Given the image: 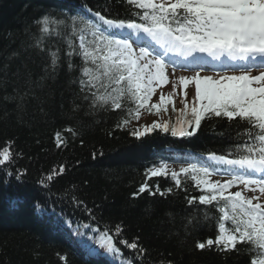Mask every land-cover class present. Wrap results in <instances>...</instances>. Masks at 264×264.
I'll return each instance as SVG.
<instances>
[{
    "label": "trees",
    "instance_id": "obj_1",
    "mask_svg": "<svg viewBox=\"0 0 264 264\" xmlns=\"http://www.w3.org/2000/svg\"><path fill=\"white\" fill-rule=\"evenodd\" d=\"M81 7L106 18L142 11L126 0H0V151L7 146L15 156L12 165L0 167V264H130L135 250L117 241L137 237L147 250L146 255L136 254L138 264H250L247 245L238 244L239 252L196 248L198 240L214 238L218 232L214 219L203 221L204 211L218 213L198 202L187 204L188 198L201 194L190 176H180L177 188L171 177L149 178L147 173L158 161L170 160L166 156L171 152L163 154L164 147L233 156L234 145L242 142V122L205 118L199 129L190 127L192 136L155 129L137 138L132 123L135 103L126 99L127 107L121 109H90L80 80L89 79L83 67L94 66L73 53L69 69V44L80 50L79 34L48 35L36 23L46 14L92 20ZM91 39L85 33L86 46ZM52 52L59 58L54 72ZM192 119L191 110L187 115L183 108L171 112L166 122L186 127L184 121ZM57 132L69 140L67 147L57 148ZM61 164L67 171L42 185L50 170ZM144 183L153 191L156 185L173 191L163 196L149 190L139 193ZM193 217L197 219L190 224ZM117 225L122 226L120 234ZM104 231L121 248L119 254L102 246L99 233ZM80 233L102 258L84 257Z\"/></svg>",
    "mask_w": 264,
    "mask_h": 264
},
{
    "label": "snow or ice",
    "instance_id": "obj_2",
    "mask_svg": "<svg viewBox=\"0 0 264 264\" xmlns=\"http://www.w3.org/2000/svg\"><path fill=\"white\" fill-rule=\"evenodd\" d=\"M126 2L142 10L141 12L119 14L113 18H106L99 11L95 16L100 24L86 19L83 15L65 16L63 20L54 18L50 14L42 15L36 23L40 25L42 33L52 35L79 34L80 45L77 50L69 44V69L73 65V53L81 56L84 63L91 62L92 68L83 67L82 71L88 80H80L81 92L84 99L90 101V109H121L126 99L136 105V119L139 110L149 105L155 93V85L169 82V77L175 74V60L171 57H181L185 62L181 67L191 69L193 75L180 76L179 83L184 86L181 102L188 108L187 86L194 84L193 104L191 106L192 120L184 121L188 127L199 129L202 120L207 118H226L228 121H239L238 127H243L240 134L241 143L234 145L232 154L236 158L226 155H216L212 152L208 156V163L188 162L181 164L179 172L172 170L171 178L175 187L181 186L178 178L181 173L190 176L200 188L201 194L187 199V204L211 206L218 215L211 216L204 211L203 221L215 220L218 232L214 238L204 241L198 240L196 248L204 250L213 246L223 252L237 251L238 244L247 245L245 251L252 257L250 264H264V202L260 196L249 198L242 194V190L229 191L237 185L252 192L259 190L264 195V0H126ZM69 9V12H74ZM137 18L138 21L137 22ZM82 26V27H81ZM57 29H62L58 31ZM119 31L120 35L116 32ZM85 33H90L92 39L85 44ZM42 40H38V45ZM219 62L224 72L212 75H200L193 65L201 66L204 58ZM58 55L51 53V68L57 67ZM172 67V72L166 70ZM253 68L260 69L258 75H251ZM238 72L239 74H228ZM103 89V91H100ZM176 85L173 84L172 93L167 96V103L175 109L174 94ZM166 104V96L161 93L159 101L152 103V109L160 110ZM131 114L133 109L128 108ZM164 111H167L165 107ZM182 111V110H181ZM125 124L127 120L123 121ZM120 125L118 124L117 127ZM155 129L164 132L171 131L173 136H192L185 126L171 127L169 123L153 122L145 126L144 131L136 130L133 135L143 137ZM67 131L76 136L74 129ZM57 148L67 147L69 140L61 139V133H56ZM246 137V139H244ZM81 143L83 141L81 140ZM15 156L9 147L0 151V167H9L14 163ZM218 164L227 165L228 179L215 181L210 178L219 171ZM67 166L61 164L53 167L46 176L44 185L54 181L55 177L64 174ZM167 161L153 165L147 169L150 177L169 175ZM12 173L6 172L5 175ZM17 178L20 173L17 170ZM254 186V187H253ZM149 190L151 194H171L173 189L155 190L147 183L142 184L138 192ZM183 190L188 191L187 183ZM137 193H133L136 196ZM77 201L83 205V201ZM254 201H256L254 203ZM86 211H91L85 209ZM93 219H95L93 214ZM197 218L189 219L192 224ZM230 222V223H226ZM84 228L90 229L85 224ZM118 234L122 226L117 225ZM84 234L80 233L78 241L85 255L94 256L97 249L92 243L85 242ZM102 246L109 253L119 254L121 248L114 244L113 236L108 231L100 232ZM139 238L128 242L118 240L117 243L135 250L130 264H138L135 259L137 253L146 255L147 250L138 243ZM63 259V257H61ZM161 264H165L161 261ZM171 264V262H167Z\"/></svg>",
    "mask_w": 264,
    "mask_h": 264
},
{
    "label": "rangeland",
    "instance_id": "obj_3",
    "mask_svg": "<svg viewBox=\"0 0 264 264\" xmlns=\"http://www.w3.org/2000/svg\"><path fill=\"white\" fill-rule=\"evenodd\" d=\"M172 67H169L166 70V74L167 73H171L172 72ZM224 71H212V70H201L199 71L200 75H212L213 73H221L223 74ZM256 71H251V75H254ZM228 74H239L238 72H229ZM193 75V72L191 70L188 69H184L183 67L180 66H175V74L173 76L169 77V82L163 85H153L155 88V93L152 97V100L149 102V107L151 106L152 103H157L159 101V96L161 95V93H164L166 96V104L165 105H161L160 110L157 111L156 109H152L151 111H149V109L147 110H143L139 113V119H135L133 120V125L137 128V130L139 131H144V127L145 126H149L151 123L155 122H164L165 119H167L168 114L172 111V104L171 103H167V96L169 93H172L173 90V84L176 85V91L174 94V102H175V108L178 107H182L184 106V104L181 102V97H182V93L185 90L184 86L181 85L179 83V77L180 76H188L191 77ZM188 91V96H187V103L188 105L193 103V95H194V84H189L187 86ZM165 107H167V111L165 112L164 109ZM186 165V164H185ZM181 164H173V165H168L169 167V174L172 170H175L177 172H179V168H180ZM211 180L215 181L217 179H221L222 181L224 179L216 176L215 174L210 178ZM236 190H242V194L248 196L249 198H251L252 196L256 195L257 193H259V190H256V192H252L248 189H244L243 187H234L232 189H230L229 191H236ZM264 198V195H261Z\"/></svg>",
    "mask_w": 264,
    "mask_h": 264
}]
</instances>
